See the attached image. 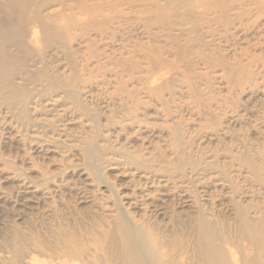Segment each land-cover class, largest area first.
Listing matches in <instances>:
<instances>
[{"label":"rangeland","instance_id":"rangeland-1","mask_svg":"<svg viewBox=\"0 0 264 264\" xmlns=\"http://www.w3.org/2000/svg\"><path fill=\"white\" fill-rule=\"evenodd\" d=\"M248 228L264 0H0V264H264Z\"/></svg>","mask_w":264,"mask_h":264},{"label":"bare ground","instance_id":"bare-ground-1","mask_svg":"<svg viewBox=\"0 0 264 264\" xmlns=\"http://www.w3.org/2000/svg\"><path fill=\"white\" fill-rule=\"evenodd\" d=\"M205 230H204V232H205ZM137 235H138V237H140V240H144V236H142L140 233H138ZM134 236H136V235H133L132 237L128 238L129 243H131V246L129 248L133 249V251L130 249H128L126 251L129 252L130 254L131 253L135 254L134 255L135 257L132 259L134 261H132V260L129 261V264H139L140 262L136 259V257H140L141 255H143L141 253L140 249H139L140 252H137L134 250L136 248V245H134V242H135ZM245 236L247 237L246 239L249 240L248 242L250 243V245L253 246L255 250H259V249L264 250V228H262V229H251V228L249 229L248 228L246 230ZM210 238H211V236H210ZM204 246H207V244H204ZM215 251H216L215 249L212 250L213 254L214 253L216 254ZM139 253H141V254L138 255ZM245 259L246 258L243 256L242 261H241L243 264H258L257 260L255 258L251 259V260H245ZM224 264H226V263H224Z\"/></svg>","mask_w":264,"mask_h":264}]
</instances>
